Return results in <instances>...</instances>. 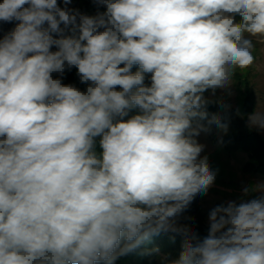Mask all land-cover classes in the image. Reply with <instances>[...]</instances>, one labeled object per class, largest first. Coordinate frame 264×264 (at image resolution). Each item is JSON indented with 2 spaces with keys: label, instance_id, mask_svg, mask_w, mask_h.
<instances>
[{
  "label": "clouds",
  "instance_id": "9594fccd",
  "mask_svg": "<svg viewBox=\"0 0 264 264\" xmlns=\"http://www.w3.org/2000/svg\"><path fill=\"white\" fill-rule=\"evenodd\" d=\"M63 2L0 0L18 21L0 38V264H115L162 232L183 237L167 264H264V183L212 208L203 238L180 223L215 181L196 138L227 131L202 121L256 64L264 0ZM248 120L264 131L260 97Z\"/></svg>",
  "mask_w": 264,
  "mask_h": 264
},
{
  "label": "trees",
  "instance_id": "16d2710c",
  "mask_svg": "<svg viewBox=\"0 0 264 264\" xmlns=\"http://www.w3.org/2000/svg\"><path fill=\"white\" fill-rule=\"evenodd\" d=\"M58 5L60 7L65 6L63 0H58ZM67 7L78 9L82 14L86 15H95L98 11H104V8L102 6L98 7L94 0H71ZM17 23L18 21H12L11 23L0 21V38L12 31ZM52 50L56 49L53 48ZM136 70V67H134L133 71ZM62 79L65 84H72L81 90L86 88L85 84L80 83L77 69L74 67L71 70H66ZM252 109L253 94L248 93L243 101V110L248 114ZM207 112L208 118L202 123L207 125L208 119L216 115L220 117L223 123L228 125L226 132L218 128L214 123L209 125L218 128L222 132L221 147L227 152L244 151L250 160L245 165V168L248 171L264 176V138L258 132L250 130L233 109L221 107L219 103L213 102L207 106ZM180 223L188 224L201 238L208 234V227L205 225L204 214L197 197L194 198L182 214ZM182 242V236L172 232H162L136 252L119 258L115 264H167V261L178 258L182 250Z\"/></svg>",
  "mask_w": 264,
  "mask_h": 264
},
{
  "label": "rangeland",
  "instance_id": "374dc122",
  "mask_svg": "<svg viewBox=\"0 0 264 264\" xmlns=\"http://www.w3.org/2000/svg\"><path fill=\"white\" fill-rule=\"evenodd\" d=\"M255 55L256 64L252 68L238 71L233 78L234 83L227 89H217L215 96L211 98L215 103L222 99L226 107L233 109L250 130L258 132L264 138V131L251 127L248 120V115L257 107L258 97L264 103V44L257 43ZM248 93L253 94V109L246 114L243 101ZM205 95L211 96V93L206 92ZM221 136L222 132L218 128L209 126L208 132H201L196 138L198 143L204 145L201 156H207L210 168L216 173L215 181L207 193L196 196L208 228V213L212 208L228 201L239 202L244 187L264 183V176L245 168L250 160L244 151L227 152L221 147ZM255 195L258 193H250L246 198Z\"/></svg>",
  "mask_w": 264,
  "mask_h": 264
}]
</instances>
